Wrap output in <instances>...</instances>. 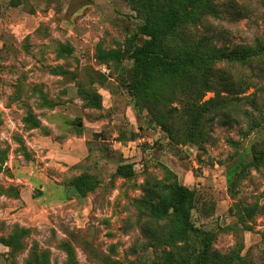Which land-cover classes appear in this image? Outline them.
Instances as JSON below:
<instances>
[{"label":"rangeland","instance_id":"374dc122","mask_svg":"<svg viewBox=\"0 0 264 264\" xmlns=\"http://www.w3.org/2000/svg\"><path fill=\"white\" fill-rule=\"evenodd\" d=\"M135 4L0 0V238L19 241L17 248L0 244V264L39 255L48 264L161 263L134 207L156 182L195 193L189 264H199L205 249L264 264V164L250 166L264 127L249 132L240 116L230 126L217 117L203 143L183 142L178 124L168 138L137 110L127 89L130 55L145 39ZM215 5L221 19L202 21L198 36L229 49L264 43L262 1ZM110 51L119 59L103 55ZM263 67L264 56L248 66L216 65L254 77L246 95L264 85ZM86 93L100 106L89 105ZM83 174L97 186L80 198L69 183Z\"/></svg>","mask_w":264,"mask_h":264},{"label":"trees","instance_id":"16d2710c","mask_svg":"<svg viewBox=\"0 0 264 264\" xmlns=\"http://www.w3.org/2000/svg\"><path fill=\"white\" fill-rule=\"evenodd\" d=\"M264 3V0H260ZM135 2V0H134ZM132 10L142 20L139 34L145 39L130 55L133 66L128 95L137 110H144L154 123L173 138V123L178 124L183 142L197 139L203 143L208 127L217 117L230 126L243 119L249 132L264 127V85L253 88L254 77L240 79L218 64L248 66L264 56V43L253 47H216L211 38L198 36L196 27L207 19H221L215 0H136ZM118 60L120 53H103ZM264 74V67L261 69ZM263 76V75H262ZM213 96L204 99L206 94ZM92 107L100 100L85 95ZM98 98V97H97ZM248 106L250 111L243 110ZM241 108V109H240ZM264 164V140L251 146L250 166ZM124 167L117 169L123 174ZM80 198L96 189L88 175H80L69 183ZM195 193L182 185L165 186L156 182L134 201L142 235L149 247L160 250L159 264H189L194 256L191 243V210ZM171 211V212H170ZM251 216L253 210H249ZM16 235L0 238V244L17 248ZM205 249L199 264H244L238 254L213 255ZM27 264H48L44 255L35 256Z\"/></svg>","mask_w":264,"mask_h":264}]
</instances>
